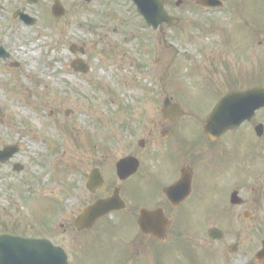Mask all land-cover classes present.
<instances>
[{"label":"rangeland","instance_id":"rangeland-1","mask_svg":"<svg viewBox=\"0 0 264 264\" xmlns=\"http://www.w3.org/2000/svg\"><path fill=\"white\" fill-rule=\"evenodd\" d=\"M53 1L0 0V46L10 55L0 61V149H19L0 165V221L41 232L78 264L76 241L89 237L78 235L72 221L89 201L87 175L96 167L107 172L126 153L127 141L140 138L138 128L149 118L159 121V99L174 95L176 103L202 117L229 91L224 84L231 77L254 76L264 83V0H218L223 5L215 9L198 8L195 0H181L179 7L178 0H165L178 24L156 31L129 0H58L65 9L60 19L50 14ZM15 11L35 25L14 19ZM72 44L84 54H71ZM79 59L86 73L70 68ZM258 123L264 126L263 112L235 140L227 136L220 154L207 155L216 172V195L229 184L225 200L236 190L252 218L238 228L241 210L233 209L229 226L217 223L227 234L223 249L187 243L175 250L183 256L180 264H264L253 253L264 239V134L258 139L253 132ZM254 145L256 161L252 150L251 159L245 155ZM244 155L232 173L233 157ZM15 165L22 170L16 172ZM240 165L246 169H236ZM202 215L196 208L195 221ZM236 242L233 254L229 248Z\"/></svg>","mask_w":264,"mask_h":264},{"label":"flooded vegetation","instance_id":"flooded-vegetation-1","mask_svg":"<svg viewBox=\"0 0 264 264\" xmlns=\"http://www.w3.org/2000/svg\"><path fill=\"white\" fill-rule=\"evenodd\" d=\"M169 100L176 103L174 97ZM181 107L182 117L165 122L160 116L155 124L149 118L138 128L140 138L127 141L123 157L137 161L132 176L120 180L115 165L107 172L96 167L102 174L104 190L88 193L84 207L118 190L125 208L98 221L90 239L76 241L78 264H174L179 252L175 250L188 242L215 243L202 231L214 226L226 211L221 193H215L216 172L205 159L208 150H217L203 135L202 118L196 119L187 112V106ZM196 208L203 215L195 221ZM237 208H229V214ZM142 210L162 212L168 221L164 242L138 230Z\"/></svg>","mask_w":264,"mask_h":264},{"label":"water","instance_id":"water-1","mask_svg":"<svg viewBox=\"0 0 264 264\" xmlns=\"http://www.w3.org/2000/svg\"><path fill=\"white\" fill-rule=\"evenodd\" d=\"M38 0H28V2L36 3ZM89 1V0H87ZM137 8L138 13L143 17L147 26L157 29L163 23L173 26L175 19L169 17L164 10V3L161 0H131ZM197 5L205 8L220 6L215 0H197ZM180 2L177 3L179 5ZM52 15L60 18L64 15V9L58 1L52 7ZM22 20L25 18L21 17ZM26 23L33 24L34 21L27 20ZM71 51L75 52L74 46ZM82 53V51H80ZM8 55L0 47V59H6ZM79 64V68L74 67ZM75 70L87 71V67L79 62L72 63ZM264 106V90L260 88H252L242 93H232L221 98L216 105L214 111L207 119L205 133L210 139L220 138V136L230 129H236L239 124L250 119L254 110ZM170 108L165 105L162 111L164 115L170 117ZM175 116V115H174ZM177 115L176 117H178ZM172 117V116H171ZM258 136H261V127L256 128ZM16 147L4 148L0 152V162H5L17 152ZM126 166V160L117 164V172L123 176ZM19 170V169H17ZM99 186L102 188L99 175L92 172L87 187L92 188ZM234 198V196H233ZM117 199L99 201L95 205L87 208L81 216L75 221L74 226L78 229L90 228L96 219L115 209ZM217 234V232H212ZM235 251V248L233 249ZM257 260L264 259V243L263 250L257 255ZM0 264H66L65 256L60 248L52 247L50 243L42 238H23L0 232Z\"/></svg>","mask_w":264,"mask_h":264},{"label":"bare ground","instance_id":"bare-ground-1","mask_svg":"<svg viewBox=\"0 0 264 264\" xmlns=\"http://www.w3.org/2000/svg\"><path fill=\"white\" fill-rule=\"evenodd\" d=\"M236 264H244L242 261H237Z\"/></svg>","mask_w":264,"mask_h":264},{"label":"trees","instance_id":"trees-1","mask_svg":"<svg viewBox=\"0 0 264 264\" xmlns=\"http://www.w3.org/2000/svg\"><path fill=\"white\" fill-rule=\"evenodd\" d=\"M3 228L5 229V225H3Z\"/></svg>","mask_w":264,"mask_h":264}]
</instances>
